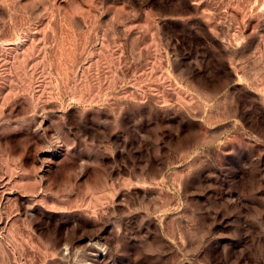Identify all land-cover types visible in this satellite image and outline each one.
Masks as SVG:
<instances>
[{
  "label": "rangeland",
  "instance_id": "rangeland-1",
  "mask_svg": "<svg viewBox=\"0 0 264 264\" xmlns=\"http://www.w3.org/2000/svg\"><path fill=\"white\" fill-rule=\"evenodd\" d=\"M0 264H264V0H0Z\"/></svg>",
  "mask_w": 264,
  "mask_h": 264
}]
</instances>
